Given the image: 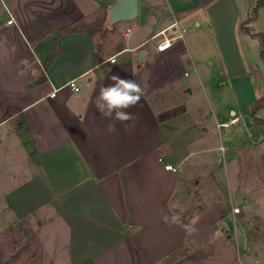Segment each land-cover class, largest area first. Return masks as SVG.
Here are the masks:
<instances>
[{
	"label": "crops",
	"instance_id": "crops-1",
	"mask_svg": "<svg viewBox=\"0 0 264 264\" xmlns=\"http://www.w3.org/2000/svg\"><path fill=\"white\" fill-rule=\"evenodd\" d=\"M116 1L0 0V172L8 150L21 153L2 185L13 217L4 231L35 222L63 232L60 264H259L264 233L250 230L264 221V129L251 111L264 99L255 36L264 37V7L248 35L243 24L258 0H137L134 20L109 26ZM164 39L173 43L160 52ZM112 75L144 92L123 123L94 104ZM198 87L206 104L195 102ZM210 117L217 129L235 118L230 127L253 122L236 126L227 142L218 130L216 147ZM221 147L229 152L226 179L212 174L216 194L231 204L210 189L212 200L197 206L200 194L181 170L191 155ZM48 250L44 264H58Z\"/></svg>",
	"mask_w": 264,
	"mask_h": 264
},
{
	"label": "rangeland",
	"instance_id": "rangeland-1",
	"mask_svg": "<svg viewBox=\"0 0 264 264\" xmlns=\"http://www.w3.org/2000/svg\"><path fill=\"white\" fill-rule=\"evenodd\" d=\"M170 33H172V30H170ZM161 38L154 40L153 43L158 42ZM256 42L258 41L255 40L252 41V43L254 44ZM256 62L258 64L260 63L259 61ZM187 72L188 74L193 75L191 71H187ZM261 72H262L261 73L262 81L260 82V85H261V89H264L263 68L261 69ZM194 76L192 77L193 79H195L196 77ZM198 89L199 91H197V89L195 91V97H194V99L196 100L195 102L199 104H206L207 103L206 96L204 95L203 92H201L199 87ZM215 103L216 102L213 101L212 105L214 107H217ZM261 115L264 116V112ZM210 119L211 120L208 121V124H210L209 135L211 136L214 146L220 147L221 141L218 136L219 133L218 130H220V132L224 134L223 139L227 142V138L225 135L234 132L236 126L238 125L231 126L230 128L219 127L217 129L216 123L213 120V118L210 117ZM247 122L251 123L253 121L251 120L250 117H247V121L241 120V123H239L238 127L242 128V130L246 129L244 124H246ZM241 134L242 133H237V139L240 137ZM228 155H229L228 151L223 152L220 149L214 150L207 155L193 154L185 163V166H183L181 172H183V174L188 176V180L190 183L189 190L193 195L200 194L199 200L196 203L197 206L207 204V202H210L212 200L211 197L209 196L211 194L209 192L210 189L214 190L215 192L214 194L217 197L218 194H216L215 191L216 184L213 179V174L218 175L222 180L226 179L225 167L229 161ZM20 156H21L20 152L11 153L10 150H8L6 152L7 168L4 171L0 172L1 180H2L0 183V251L2 253V261L4 264H44L46 261L45 260L46 256L43 252V245H44L49 249L48 254L50 256L52 255L53 257L54 256L57 257L55 263H58L59 258L61 260L65 259L66 249H65V243H64L65 240L63 237V232L55 230L50 226H46L43 229L38 228L35 222H33V224L29 228L27 227L26 223L18 222L15 227H12L7 231H4L13 222V217L11 216V214L7 209V201L5 198L2 185L5 180L8 181L11 180L12 173L18 167L17 164L15 163V159ZM248 157L249 155H246V157H242V161L244 162V160L247 159ZM247 166H248L247 169L250 170L253 169L254 167L252 163L248 164ZM219 198H224L226 204L228 205L231 204V201L227 197L226 193L224 195H220ZM232 205L240 206L242 205V202L239 198H235L232 202ZM254 221H255L254 228H251L250 233L255 238L257 236L255 232L256 226L258 228L262 227L264 233V221L261 219H257ZM26 227L27 230L25 229ZM258 239L261 242L260 248L263 249L264 234L263 236L262 235L258 236ZM55 246L57 248H55ZM257 260L259 261V264H264V253L260 255L259 258H257ZM62 264L65 263L62 262Z\"/></svg>",
	"mask_w": 264,
	"mask_h": 264
},
{
	"label": "clouds",
	"instance_id": "clouds-1",
	"mask_svg": "<svg viewBox=\"0 0 264 264\" xmlns=\"http://www.w3.org/2000/svg\"><path fill=\"white\" fill-rule=\"evenodd\" d=\"M110 79L111 84L101 85L94 101L95 108L106 119L121 123L133 119L134 114L126 110L139 104L144 94L143 88L130 78L112 75ZM108 131H116L115 123L109 124Z\"/></svg>",
	"mask_w": 264,
	"mask_h": 264
},
{
	"label": "trees",
	"instance_id": "trees-1",
	"mask_svg": "<svg viewBox=\"0 0 264 264\" xmlns=\"http://www.w3.org/2000/svg\"><path fill=\"white\" fill-rule=\"evenodd\" d=\"M264 7V0H258L253 11L251 12L249 18L246 20V22L243 24V30L249 35L250 34V30L249 27L247 25H249L252 22H255L258 19V15H259V11L260 9ZM81 30L86 31L88 33H93L94 29H90L87 26H81L80 27ZM79 31L77 28H69L67 30L68 33L71 32H76ZM65 35L64 32H61L58 34V40L56 41L52 54L50 55L49 58V62H51L55 56L57 55V50L59 48V41L61 40V38ZM258 36L261 39V45H262V55L264 54V37L262 35H255ZM264 108V101H258L256 103V105L253 107L252 111H251V116L253 118V120L255 121V123H257L259 126H261L264 129V121L261 120L260 118L257 117V113ZM0 264H4L2 261V253L0 251Z\"/></svg>",
	"mask_w": 264,
	"mask_h": 264
},
{
	"label": "water",
	"instance_id": "water-1",
	"mask_svg": "<svg viewBox=\"0 0 264 264\" xmlns=\"http://www.w3.org/2000/svg\"><path fill=\"white\" fill-rule=\"evenodd\" d=\"M137 0H118L109 9L107 25L112 26L121 21H131L137 17ZM146 56L145 52L140 54L141 62Z\"/></svg>",
	"mask_w": 264,
	"mask_h": 264
},
{
	"label": "built area",
	"instance_id": "built-area-1",
	"mask_svg": "<svg viewBox=\"0 0 264 264\" xmlns=\"http://www.w3.org/2000/svg\"><path fill=\"white\" fill-rule=\"evenodd\" d=\"M182 36H183V33H180V38H181ZM172 43H173V40H171V39H164V40H162V41L159 43L157 49H158V51H160V52H164V51H166V50H168V49L171 48ZM114 61H115V60L112 59V62H114ZM69 86L71 87V89H72L73 91H78V90H79L78 87H77V85H76V83H75V81L70 82V83H69ZM239 121H240L239 118H235V119L230 120L229 123L219 125V127L229 128L231 124H237ZM220 150L223 151V152L226 151L224 147H221ZM165 168H166V170H168V171H172V172H176V171H177L176 168H174V167H172V166H170V165H167ZM233 212H234L235 214H238V213L240 212V209H239V208H234V209H233Z\"/></svg>",
	"mask_w": 264,
	"mask_h": 264
}]
</instances>
